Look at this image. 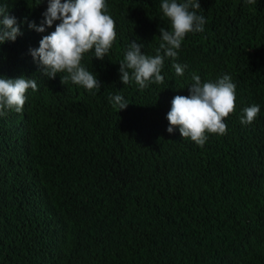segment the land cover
I'll return each mask as SVG.
<instances>
[{
	"label": "trees",
	"instance_id": "trees-1",
	"mask_svg": "<svg viewBox=\"0 0 264 264\" xmlns=\"http://www.w3.org/2000/svg\"><path fill=\"white\" fill-rule=\"evenodd\" d=\"M65 0H62V3ZM162 0H106L116 40L82 66L100 90L41 75L30 55L47 0H0L22 35L0 45V77L33 78L22 113L0 117V264H264V0H199L204 31L188 34L161 84L123 85L130 42L154 56L169 28ZM186 65L175 74L172 63ZM230 75L235 112L201 148L167 132L176 95ZM63 75V74H60ZM129 105L114 110L109 95ZM259 105L251 125L244 108Z\"/></svg>",
	"mask_w": 264,
	"mask_h": 264
},
{
	"label": "clouds",
	"instance_id": "clouds-1",
	"mask_svg": "<svg viewBox=\"0 0 264 264\" xmlns=\"http://www.w3.org/2000/svg\"><path fill=\"white\" fill-rule=\"evenodd\" d=\"M43 3V0H42ZM253 5L256 0H245ZM160 10L169 22V28H159V46L154 56L142 52L143 44L129 43L124 58L119 62L120 81L123 85L135 82L140 90L151 84H161V75L166 58L175 61L185 37L190 33L204 31L206 19L198 13L199 0H162ZM40 26L34 22L29 28L44 33L56 24L55 30L45 35L39 47L30 49V55L41 75L54 80L59 75L61 84L69 81L89 92L101 89L97 76L82 66L85 54L93 52L97 60L103 61L116 40L115 21L107 13L106 0H47V9L42 13ZM22 35L15 17L8 14L6 5L0 6V45L15 42ZM186 65L172 63L178 77L184 75ZM63 74V75H60ZM192 83L187 88L189 95H176L167 113L169 134L177 129L182 139H190L203 147L210 135L223 136L227 132L226 118L235 112L236 84L230 75H223L216 81L202 82L199 75L191 74ZM38 90L37 81L21 76L11 79L0 77V117L22 113L29 90ZM109 102L118 112L129 103L120 94L109 95ZM260 113L259 105L242 110L241 125H251Z\"/></svg>",
	"mask_w": 264,
	"mask_h": 264
}]
</instances>
